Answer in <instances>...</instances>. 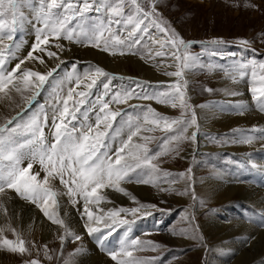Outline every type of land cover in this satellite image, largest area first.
<instances>
[{"label":"snow or ice","instance_id":"snow-or-ice-1","mask_svg":"<svg viewBox=\"0 0 264 264\" xmlns=\"http://www.w3.org/2000/svg\"><path fill=\"white\" fill-rule=\"evenodd\" d=\"M23 7L24 0H0V94H2L0 99L4 97L11 99L10 93L13 90L21 94L32 92L33 95L24 97L29 107L35 96L39 94V90L57 69L52 68L42 74L32 69L22 68V65L30 60H38L40 64L45 63L43 55H34V53L46 54L48 58L58 59L56 52L47 49L50 38L56 41L63 38L96 48H101L103 45V51L115 55L118 46L131 52L137 45H141L143 35L138 33L148 34L150 27H155L165 34V39H156L153 43L159 45V50H154V56L171 55L176 62L175 71L164 73L176 78L175 82L166 86V90L148 93L124 89L110 94V84L104 82L103 94L90 100L91 90L97 85L100 77L114 78L102 68L95 67L85 72L83 76L75 75V73L69 76V82L74 80L75 87L69 88L66 94H64L63 85L58 86L53 101L54 141L52 143H48L44 135V127L47 126L48 120L47 113H44L42 117L33 116L23 125L19 123L14 125V122L23 115V112H19L0 125V212L7 215L3 198L7 196L8 190H11L21 199L35 204L48 220L64 230L63 235L59 237L62 244L68 237H71L73 241L81 240L82 237L72 231L59 215L61 193L51 186L52 180L59 179L60 184L66 189L64 194L69 197V201L74 206L79 200L83 201L81 215L82 218L86 217L84 228L87 234L94 236L101 249L107 251L115 264H154L157 259L155 257L145 260L134 255L135 251L144 250L143 242L139 239H122L118 249H107L104 241L116 230L114 226L129 224L127 219L121 217V213H131L136 216L141 209L155 208V205L140 204L136 208L107 211L98 209L101 214L94 212L92 206H98L106 201L107 197L101 194L103 189H112L136 201V198L122 187V184L135 182L156 186L157 176L162 169L155 161L170 152L179 154L178 147L172 148L169 145L175 142L178 146L184 140L196 141L199 125L195 108L189 103L188 81L185 79V72L193 69L199 60L198 56L189 52L192 42H186L174 29L169 30L161 24L157 19L160 14L156 9V0H149L150 10H145L139 0H81L75 4L72 0H41L37 19L42 26L36 30L35 43L27 57L20 59L11 70H7L5 67L7 61L16 59L20 48V45L13 41L17 25L24 19ZM56 8H63L64 14L55 13ZM93 9L96 12H107L108 21L98 22L90 28L69 27L71 21L77 17H83L84 13ZM113 24H122L127 33L126 36L122 38L119 29L113 31ZM212 43H222V41L214 40ZM241 43L246 44L247 41ZM55 47L63 49L59 43L55 44ZM166 47L169 48L168 52L164 51ZM120 54L123 55L125 52L120 51ZM147 55L150 58L153 57V50H149ZM226 75L232 79L233 83H238L249 75V71L245 66H237ZM250 75L249 91L252 100L258 110L264 112V62L252 65ZM142 83L146 82H136L137 88ZM81 85L85 90L77 91ZM205 90L212 91V89ZM225 94L241 95L237 91L228 90H225ZM133 98L154 100L158 104L179 108L181 115L165 116L149 106L142 115L138 114L133 119V116L123 109L114 110L111 107L112 104H128V101ZM231 106L240 115H243L248 108V105L242 101ZM129 107L135 110L139 106L129 105ZM117 117H120L119 121ZM189 128L196 130L189 135ZM156 130L166 135L161 138L162 151L153 153L148 147L153 137L144 133ZM235 131L241 133L240 138L230 142L252 144L257 139L264 141V128L251 130L259 132L261 134L259 136L244 135L243 130ZM134 138L143 142H137ZM117 141L119 146L113 148V143ZM34 166H38L39 170H36ZM41 172L44 174L43 178H41ZM188 172L190 173L191 169H188ZM163 175L167 177L173 174L163 172ZM177 175L180 179L185 177V173ZM172 190V188L161 189V191L169 192ZM177 194L187 195L188 191L186 189ZM192 198L196 199L194 192ZM183 218H189L187 213ZM5 230H11L16 234V239L6 238L3 235ZM186 232V229H182L179 233L173 231L172 234L183 235ZM147 243L152 251L161 247L151 241ZM44 248L46 258L51 259L52 257L47 256V246L45 245ZM0 249L21 255L28 252L25 241L10 223L0 227ZM81 251V248H77L75 253L69 254L64 264H73L72 257ZM26 264H40V262L34 259L26 261Z\"/></svg>","mask_w":264,"mask_h":264},{"label":"rangeland","instance_id":"rangeland-1","mask_svg":"<svg viewBox=\"0 0 264 264\" xmlns=\"http://www.w3.org/2000/svg\"><path fill=\"white\" fill-rule=\"evenodd\" d=\"M26 1L29 3L34 2L36 4L38 2L39 5L41 4V0ZM72 2L75 4L81 2V0H72ZM139 2L142 4L145 10H150L149 0H139ZM38 4L36 6H38ZM29 5L30 4H25V7H23V12H30ZM39 8L36 9L37 12L39 11ZM59 9L60 11L54 9V12L59 15H63V8ZM156 9L160 14L157 19L161 22V24L169 30L174 29L175 32L178 33L179 36L182 37L186 42H192V47L189 49V52L192 55L199 57L196 66L193 69L186 71L188 74L192 75V79L187 80V95L190 98L189 103L192 105V98L189 95V90H191L196 94V98L200 99L201 103H206V106H210L209 109H212L213 107V109L217 111L220 109L223 111L225 110V114L231 112L233 114H238L231 106L238 101H229L228 99L221 98L219 93L214 91V87L210 85V82L207 81V78H210L211 76L209 69L211 68L213 72L224 76V79L232 81V79H230L226 73L232 72L237 66H245L249 71V75L246 76L243 81L246 84V91L250 96V101H252V96L249 91L251 67L254 64L264 62V0H156ZM125 12H128L127 7L125 8ZM108 19L109 15L107 12H96L93 9L84 13L83 17H77V19L71 21L69 27L77 28L78 26H83L84 28H90L92 25L101 21L106 23ZM145 23L147 24L148 21L146 20ZM30 29H35V27L29 28V30ZM117 29L120 30L119 34L122 38L126 36L124 27L122 25L113 24V31H116ZM21 30L22 26L18 24L17 30L14 33L13 42L15 44H18L15 42L16 39L18 37H23V34L26 33L25 31L27 30V27L23 28L22 34H20ZM154 31L159 32L155 27H150L148 33H154ZM19 34L20 36H18ZM161 34L165 35L164 33ZM138 35H143L141 45H137L134 49H132L131 52H128L126 48L118 46L116 54L121 55L120 51H124L125 54L123 55L125 56H148V51L152 50L153 47L152 43L147 38V34L138 33ZM33 36H36V33H33ZM30 39L34 38L30 37ZM26 40L27 39H23L22 41L19 40L20 50L22 52L17 53L16 59H9L7 61L5 65L7 70L14 68L15 64L18 63L20 59H23V56L26 55L28 49L22 45H26ZM214 40L222 41V43H212ZM242 41H247V43H241ZM50 43H53L51 38ZM76 44L78 45L79 43ZM81 47L85 46L81 44L80 48ZM96 49L100 50L102 47ZM68 62L72 66L65 68ZM62 63L63 65L58 68L57 65L60 66ZM26 64L27 61L22 66H26ZM100 66L101 64L99 65L91 58L78 59L73 57H70L68 61L60 62L52 66V68H56L57 70L44 84L42 93H39L35 96V99L31 102V106H28L27 110L23 112V115L20 117V119L14 122V125L15 123L23 125L27 123L33 116L39 115L42 117L44 113H47L48 120L47 126L44 127V135L48 140L47 142L52 143L54 141V128L52 124L54 110L53 101L58 86L61 84L66 85V87L63 86L64 94H66L69 88L75 87L74 80L69 82V76H72L73 73H75V75L83 76L85 72ZM100 68L111 74V76L114 78L100 77L98 79L97 85L91 90L92 96L90 97V100H94L96 96L103 94L104 89L102 85L104 82H108L110 84L111 94L124 89H135L138 92L144 91L148 93L164 91L166 90V86L168 84L176 81V78H174L173 81H164L163 79L152 81L148 78H142L138 74L136 75L135 71L130 68L127 69L128 74H118L107 70L103 66ZM49 70L45 71V73H47ZM257 71L259 70L257 69ZM136 82L146 83H142L141 86L137 88ZM205 89H212V91L209 92ZM80 90H85L83 85L80 86V89H77V91ZM31 94L33 95L32 92H23L21 94L13 90L10 93L11 99H8L7 97L0 99V125L3 124L7 119H10L16 110L22 107L25 102H27L24 97L30 96ZM3 102H6V104L1 106V103ZM8 103L9 106L7 105ZM129 105H137L139 107L134 110L133 108L129 107ZM163 105L156 103L154 100L133 98L128 101V104H112L111 107L114 110L123 109L125 112L131 114L133 119H135V116L138 114L142 115L143 111H145L149 106L165 116L178 117L181 115V109L169 107V111H165L162 110ZM255 109H257L258 114L264 118V112H260L256 107V104ZM125 119H127V117H125ZM119 120L120 117H117V121ZM253 128L264 127L233 126L230 130L221 132L215 130L211 131L200 127L197 138L201 136L203 138L202 142H206L205 144L211 149L204 147L194 148L191 153V157L189 159L190 163L188 166L182 162L180 163L179 160L181 161L182 154L185 153V150L190 149L189 140L180 142L178 146L175 142L169 145V147L172 148L178 147L179 154L176 152H170L168 155L160 156V158L155 161V163L159 165L160 169H162V172L158 174L157 184L154 187L160 189L172 188L173 190L170 192L162 191V193H164L166 196H169L174 192H183L187 189V195H190L189 202H186V204L173 206L172 201L166 200V198L163 196H159L155 202L153 200V202L141 201L138 203L139 205H155V208L141 209V211L137 213L136 216H133L131 213H121V217L127 219L128 221L143 215L147 216L151 214H153L158 221L152 230H143L142 233L135 236V238L137 237V239L143 242L142 246L144 249L135 251L134 255L136 257L145 260L155 257L157 259L154 261V264H188L187 261H189L190 264H205L207 257L204 254H209L210 257L216 255L210 253L209 246L205 244L206 239H204L203 233L201 232L199 220H197L198 217L204 218L210 215H214L215 217L221 214H226L229 219L237 218L251 227L253 226L259 230H264V220L262 221V219L259 217L261 214L260 211L257 210V208L259 209L258 205L240 199L233 200L231 203H224L223 205L216 204L213 206L209 203L207 204L206 201L196 195L194 189L195 186L193 183V178L197 171L201 172V174L209 173L210 176L216 177L219 180H221V177L224 176L231 182H239L259 189L262 188L261 190L264 191V187H257V185L250 183V181L253 180L256 175L260 180H264V141L261 142V140L257 139L252 144H243L246 147L245 149L238 146V142H230L233 139L240 138L241 133L235 130H243L244 135H261L259 132H252L251 130ZM190 130L191 128H189L188 132H190ZM144 135L153 137V139L148 143V147L153 153L162 151L161 138L166 135L164 132L156 130L151 133H144ZM22 138L23 137H21V139ZM134 139H136L137 142H143L138 138ZM117 142L113 143L112 146L118 147L119 143L117 145ZM35 167H37L39 170L38 166ZM188 169H191L190 173L188 172ZM163 172L172 173L173 175L165 177ZM179 173H185L184 179L179 178L177 175ZM43 175V172H41V178H43ZM243 176L247 177L244 178ZM235 177H238L239 179H236ZM181 181H183L182 184ZM129 184L133 185L138 183L131 182ZM143 185L153 187L152 184ZM51 186L61 193L59 196V203L65 199L64 202L66 204L68 203L73 205L69 201V197L64 194L66 193V189L60 184L59 179L52 180ZM180 186H183L184 189L180 190ZM9 191L12 192L17 199L23 202L25 201L27 204L30 203L29 205L33 204L29 201L21 199L13 191L8 190V192ZM193 192L195 193L196 199L192 198ZM104 195L107 197V193H104ZM77 199L79 200V198ZM81 203H83V201L79 200V202L73 206L76 207L77 210H81L83 209V205H81ZM139 205H136V207H139ZM34 206L36 205L34 204ZM123 208L131 209V207ZM76 209H74V211L77 213L78 211ZM183 210L189 211L187 214L189 217L188 219L183 218ZM260 210L264 212V210ZM60 212L61 206L59 209V215L61 216ZM192 217H194V219H192ZM182 229L187 230L186 234H177V236L179 235L180 237H186L189 241L188 244L178 246L166 243L164 240H162L161 236L163 234L173 231L179 233ZM63 231L64 230L61 229L57 237L53 238V246L51 245V242L47 243L37 239L33 240L30 237L25 236V234L16 231V233L19 234V236L25 241V247L28 249V252L21 255L19 253H12L7 250L0 249L10 256L5 257L2 260L3 263H0L26 264V261L36 259L39 260L40 264H64V261L69 258V254L75 253L77 248L82 249V247L80 240L73 241L71 237H68L62 244L59 237L63 235ZM115 231L111 236L108 237L111 243L106 245V248H109L113 243H115V241H117L119 244L121 240L120 231L118 229ZM3 235L8 239H16V234H14L11 230L4 231ZM89 240L90 239H88V241ZM149 241L158 244L161 247L156 251H152L151 246L147 243ZM45 245L47 246V256L52 257L51 259L46 258L44 248ZM118 248L119 246L113 247L112 249ZM200 249H202L203 252L201 256H199L200 253L198 251ZM103 251L100 250V253L108 257L111 263L115 264V262L112 261V259L107 254V251L105 253H103ZM184 256H188V258H183ZM176 260L177 262H175ZM262 263L264 264V256L254 260L252 264Z\"/></svg>","mask_w":264,"mask_h":264},{"label":"bare ground","instance_id":"bare-ground-1","mask_svg":"<svg viewBox=\"0 0 264 264\" xmlns=\"http://www.w3.org/2000/svg\"><path fill=\"white\" fill-rule=\"evenodd\" d=\"M36 5L37 4L34 2L29 5L30 12L29 14L25 15L23 19L24 23L29 24L28 26H26V33L23 34V37H18L15 41L20 45L19 40L22 41L23 39H27L26 45L22 44L26 49L32 47L36 40V36H33V33H36V31L34 29L29 30V28L42 26L40 21L37 19V16L35 14H32V11L37 8ZM130 27L131 26H129V28ZM30 37L34 39H30ZM149 37H151V39H149ZM147 38L149 39V41H151L153 46V57L151 58L146 55H137V57L117 54L113 55L111 53L103 51L102 49L97 50L92 46H85L80 48L81 44L77 45L76 43L70 42L65 39L56 41L55 39L51 38L53 43H50L47 46V49L49 51L56 52L58 54V59L48 58L46 54L34 53V55H43L45 63L40 64L38 60H30L27 61L26 66H22V68L32 69L44 74L45 71L52 68V66H54L55 64L68 61L70 57L78 59L91 58L99 65L101 64V66L105 67L107 70L118 74H128L127 69L130 68L135 71L136 75L138 74L142 78H148L152 81H156L157 79H163L164 81H173L175 77H169L164 74L166 71L176 70L174 66L176 62L174 61L172 56H154V50H159V45L154 44L153 40H163L165 39V35L161 34L160 32L154 31V33H148ZM57 43L63 46L62 50L55 47V44ZM164 51L168 52L169 48L166 47ZM18 52H22L20 48ZM169 65L172 66L169 67ZM69 66L71 65L66 64L65 68H69ZM209 71L211 73V76L210 78H207V81L210 82V85L214 87V91H217L221 98L228 99L229 101L235 100L238 102H245L248 105V108L243 115L236 114L235 112V114H233L232 112L225 114V110L223 111L222 109H220L219 111L214 110L213 107L212 109H209L210 106L208 107L206 106V103H201L200 99L196 98V94L189 90V95L192 98V105L196 110L199 128L202 127L207 130H215L221 132L228 131L233 126L264 127V118L259 115L257 109H255V102L253 100L250 101V96L246 91L245 82L241 80L238 83H233V81L231 80L224 79V76L213 72L211 68L209 69ZM185 74L186 80L192 79L191 74H188L187 72H185ZM225 90L237 91L241 93V95H226ZM5 104L6 102H3L1 103V106H4ZM7 105L9 106V103ZM201 105H203L204 107H200ZM162 110L169 111V106L163 105ZM194 130L196 129L191 128L189 133L191 134V132ZM202 140L203 138L201 136L196 138L195 142L189 140L190 149L185 150V153L182 154V159L181 161L179 160V162H182L183 164L188 166V164L190 163L189 159L194 148L204 147L211 149L205 144L206 142L203 143ZM237 145L244 149L246 148L243 143H238ZM35 169L38 170L37 167H35ZM182 182L183 181H181V184ZM193 183L195 186L194 189L196 195L206 201L207 204L209 203L213 206L216 204L223 205L224 203H231L233 202V200L240 199L249 203L252 202L255 205H258L259 209L264 210V191L261 190L262 188L259 189L252 186L250 187V185L247 186L239 182L234 183L233 181L231 182L227 180L224 176H222L221 180H219L216 177L210 176L209 173L201 174V172L197 171L194 175ZM122 187H124L129 193H131V195L134 196L136 198V201L138 202H153V200L155 202L156 199L159 198V196H163L166 198V200L172 201L173 206H178L179 204H186V202H189L190 198V195H178L177 192L166 196L164 193H162L160 188L154 186L148 187L143 184L131 185L129 183H124L122 184ZM183 189L184 187L180 186V190ZM104 193H107L106 201L100 203L98 206H92L93 211L97 212V214H101L98 209L107 211L109 209H119L123 207L136 208V205H139L136 201H133L130 196L115 192L112 189L101 190V194L104 195ZM64 200H62L60 203L61 218L65 220L66 224L71 228L72 231L82 237V239L80 240L82 251L72 257L73 264H113L108 259V257L100 253V250H102L101 246L97 243V240L94 237L89 241L88 238L86 240L87 232L84 228L86 217L82 218L81 215L83 209L77 210L73 205H70L68 203L66 204ZM3 202L5 204V207L7 208V215L5 216L3 212H0V227H4L10 223L11 227L15 228L17 232L25 234V236L30 237L33 240L37 239L47 243L51 242V245L53 246V238H56L62 229L59 225L53 224L50 220H48L47 217H45L44 214L40 211V209L34 206V204L29 205L30 203L27 204L25 203V201L23 202L17 199L10 191L8 192L7 196L3 198ZM81 205H83V203H81ZM74 209H76L78 212L76 213ZM185 213L188 214L189 211L183 210L182 215H184ZM197 220H199L201 232L203 233L204 239H206L205 244L209 246L210 253L216 255L210 257L209 254H204L207 257L205 264H252L254 260L264 256V230H259L253 226L251 227L237 218L229 219L226 214H221L215 217L214 215H210L204 218L198 217ZM161 237L164 242L173 245L179 246L189 243L186 237L173 235L172 232L163 234ZM109 243H111V241L109 238H107V240L104 241V244L106 246ZM198 251L200 253L199 256H201V254H203L202 249ZM5 257L10 256H8V254L4 251L0 250V262H2ZM183 258H188V256H184ZM175 262H177V260ZM187 263L190 264L189 261H187Z\"/></svg>","mask_w":264,"mask_h":264}]
</instances>
